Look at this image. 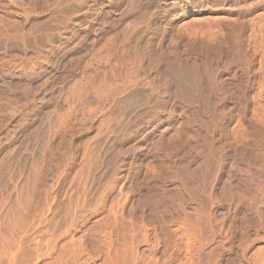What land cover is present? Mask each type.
Returning <instances> with one entry per match:
<instances>
[{
	"label": "bare ground",
	"instance_id": "bare-ground-1",
	"mask_svg": "<svg viewBox=\"0 0 264 264\" xmlns=\"http://www.w3.org/2000/svg\"><path fill=\"white\" fill-rule=\"evenodd\" d=\"M0 264H264V0H0Z\"/></svg>",
	"mask_w": 264,
	"mask_h": 264
}]
</instances>
